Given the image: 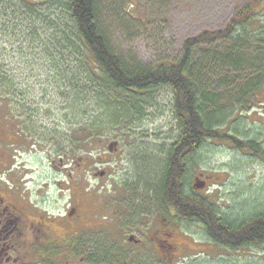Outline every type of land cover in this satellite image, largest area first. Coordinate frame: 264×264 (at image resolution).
<instances>
[{"label": "rangeland", "instance_id": "1", "mask_svg": "<svg viewBox=\"0 0 264 264\" xmlns=\"http://www.w3.org/2000/svg\"><path fill=\"white\" fill-rule=\"evenodd\" d=\"M245 1L105 0L100 9L102 29L113 49L129 67H150L160 62L177 60L185 39L203 30L223 28ZM17 29L16 23L5 29L0 26V48L4 49L0 51V69L6 71L8 77L14 78L24 97L29 100L27 106L32 112L29 126L32 132H42L44 137V147H38V143L34 148L18 154L17 160L31 172L26 177L28 186L34 190L42 189V194L50 203H56L61 195L58 184L69 180L65 173L59 171L60 158L64 156L67 164L77 168L74 177L77 188L83 191L88 187L98 200L109 197L117 188H127L138 196H144L148 208L154 202L156 191L146 187L142 169L148 160L155 158L154 162H161L164 151L177 136L170 89L162 87L154 90L142 104L143 110L131 117V122L100 132L97 135L99 140L97 138L89 145L85 142L84 149L74 151L70 139L88 128L87 120H95L102 115V110L95 103H90L87 120L83 121L79 115L82 110L77 108L79 99L72 105V99L67 98L70 94L63 90L65 77L60 78L61 83L58 80V72L60 69L65 71V66L61 64L60 69L51 68L50 65L56 59L51 62L44 55L36 54L29 46L26 47ZM219 45L222 47L221 43H217L202 48L220 52ZM205 73L208 83L213 84L210 89L217 97V104L234 114L237 110L234 102L237 99V72L234 68H222L218 64ZM263 97L264 93L256 96L259 102H263ZM247 106L242 118L231 128L226 119L220 129L225 135H233L239 140L257 137V145L263 151L264 110L261 106ZM6 113L1 109L0 117L8 116ZM102 118L107 119L105 115ZM102 139L105 143L100 144ZM19 140L23 142L25 138ZM114 142L117 145L113 146V153L108 157L109 145ZM115 148L118 149L116 152ZM3 149L4 146L1 152ZM101 155L104 157L102 160ZM193 160L195 167L189 176V186L194 185L196 177L205 174L208 183L198 193L208 197L227 219L241 220L264 212L263 154L241 149L230 140H208ZM92 169L97 177L93 175ZM104 169H108L110 176L101 177L100 172ZM112 183L114 188L111 187ZM41 184L43 188H40ZM165 213L163 208L159 220L161 226L165 222ZM177 227L201 241L200 245L193 244L191 240L187 243L181 258L182 261L185 259L180 264H264V247L233 251L214 246L197 223L182 222L177 223ZM147 236L148 233L145 239L142 237L145 243H149ZM190 248L205 250V253L196 257L194 255L202 251L193 252Z\"/></svg>", "mask_w": 264, "mask_h": 264}, {"label": "trees", "instance_id": "2", "mask_svg": "<svg viewBox=\"0 0 264 264\" xmlns=\"http://www.w3.org/2000/svg\"><path fill=\"white\" fill-rule=\"evenodd\" d=\"M104 1L0 0L1 28L16 23L26 47L51 62L56 59L51 68L65 66V71L59 70L58 80L65 77L63 90L70 94L67 98L72 99V105L79 99L77 108L82 110L79 115L83 121L87 120L90 103L102 110L95 120H87L88 128L71 138L73 150L99 140L97 135L106 129L125 126L143 110L150 93L168 87L177 136L161 162L157 164L154 158L145 163L142 175L146 187L155 190L161 203L173 207L178 215L200 223L218 245L233 251L264 247V212L229 220L194 185L189 186L195 167L193 157L208 140H230L241 149L252 153L257 149L264 155V150L256 148L257 137L239 140L220 129L226 119L231 128L242 118L247 105H255L256 96L264 91V0H246L223 28L203 30L185 39L182 53L174 62L143 68L129 67L113 49L102 29L100 9ZM217 43L222 44L220 52L202 48ZM218 64L237 72L234 114L217 104L210 89L213 84L206 79L205 72ZM71 68L74 70L68 71ZM0 77V84L6 87L2 92L10 93L8 74L0 73Z\"/></svg>", "mask_w": 264, "mask_h": 264}, {"label": "flooded vegetation", "instance_id": "3", "mask_svg": "<svg viewBox=\"0 0 264 264\" xmlns=\"http://www.w3.org/2000/svg\"><path fill=\"white\" fill-rule=\"evenodd\" d=\"M0 73L7 72L0 69ZM8 79L12 81L10 93L2 92L6 87L0 84V110L4 109L8 115L0 117V264H180L182 251L190 240L201 244L177 227V223L194 221L184 219L173 207L163 205L156 192L153 204L147 208L144 196L127 188H117L112 195L100 200L88 187L83 191L77 188L74 180L77 168L67 164L64 156L60 158L59 171L69 180L58 184L61 195L56 203L51 204L42 189L29 187L26 177L31 172L17 160L18 154L38 143V147H44V137L42 132H32L29 100L14 78L9 76ZM262 100L256 99L255 105L264 110V97ZM21 137L25 141H20ZM101 143L105 140H100ZM257 144L258 138H255L256 148ZM2 146L5 147L3 152ZM113 146L108 157L113 153ZM257 152V149L253 151ZM103 158L101 155L100 160ZM93 175L97 177L95 170ZM100 175L106 177L110 173L104 169ZM196 179L198 183L202 180L208 183L205 174ZM111 187L115 185L112 183ZM163 208L166 213L161 226ZM194 223L203 228L200 223ZM146 232L149 243L143 240ZM206 235L214 246L224 248ZM203 252L205 250L194 256Z\"/></svg>", "mask_w": 264, "mask_h": 264}, {"label": "water", "instance_id": "4", "mask_svg": "<svg viewBox=\"0 0 264 264\" xmlns=\"http://www.w3.org/2000/svg\"><path fill=\"white\" fill-rule=\"evenodd\" d=\"M112 145H117V143L114 142V143L110 144L109 145V150H111ZM201 175H203V174H201ZM197 179H199V178H197ZM205 185H206V181L205 180H202V182H199V183L196 181L194 183V188L196 190H201V189H204Z\"/></svg>", "mask_w": 264, "mask_h": 264}, {"label": "bare ground", "instance_id": "5", "mask_svg": "<svg viewBox=\"0 0 264 264\" xmlns=\"http://www.w3.org/2000/svg\"><path fill=\"white\" fill-rule=\"evenodd\" d=\"M138 184V183H137ZM148 192V191H147ZM224 218V217H223Z\"/></svg>", "mask_w": 264, "mask_h": 264}]
</instances>
